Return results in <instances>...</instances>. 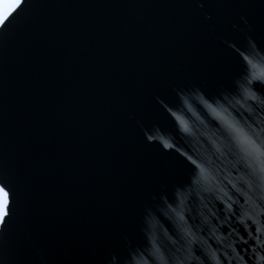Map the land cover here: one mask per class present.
<instances>
[{
    "label": "water",
    "instance_id": "1",
    "mask_svg": "<svg viewBox=\"0 0 264 264\" xmlns=\"http://www.w3.org/2000/svg\"><path fill=\"white\" fill-rule=\"evenodd\" d=\"M257 53L264 0H24L0 29V179L17 191L0 264H236L250 169L224 121L264 128L243 79Z\"/></svg>",
    "mask_w": 264,
    "mask_h": 264
},
{
    "label": "snow or ice",
    "instance_id": "2",
    "mask_svg": "<svg viewBox=\"0 0 264 264\" xmlns=\"http://www.w3.org/2000/svg\"><path fill=\"white\" fill-rule=\"evenodd\" d=\"M24 0H0V29H3L12 17L23 7ZM244 59V82L251 85L252 81H256V84L264 90V55L257 53L256 63H253L247 56ZM243 86V85H241ZM204 106L210 110L214 115L219 116L220 113L213 109L212 104L208 100H202ZM264 103V100L261 101ZM224 123L227 128L234 133L233 139L236 140L239 151L242 153V160L244 165L250 169L249 179L243 180L242 183L247 189L242 191L240 188H236L235 191L240 195L247 197L245 204H248V210L243 213V216L251 220L254 226V232L248 231L249 225L244 224L245 234L240 237L241 242L245 244L247 251L244 254H236L233 250L232 259L236 260V264H264V224L260 223L259 217L264 215V128L257 130L252 125H247L248 132L246 133L241 128H236L225 120ZM164 147H169L165 144ZM177 151H179L177 149ZM181 155H184L181 153ZM192 165L195 166L193 174L189 177V186L198 183L200 178L201 166L196 160L191 157H186ZM251 177H256L252 179ZM256 180H260L261 183H257ZM255 190V191H254ZM180 189L176 188L173 191V196L179 193ZM164 207H170L168 200L164 197L161 198ZM232 199L231 196L228 197ZM17 200V191L6 179H0V227H5L11 215L14 212V205ZM149 212L151 210H148ZM229 212H232L231 205H229ZM245 236L247 239H245ZM194 243V241H190ZM231 247V246H229ZM195 249L188 251L185 259H194ZM212 259H215L213 254ZM227 258V257H226ZM172 264H184L183 260H174ZM199 264H204L203 260L199 261Z\"/></svg>",
    "mask_w": 264,
    "mask_h": 264
}]
</instances>
